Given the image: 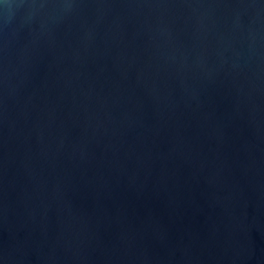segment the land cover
I'll list each match as a JSON object with an SVG mask.
<instances>
[{
	"label": "water",
	"instance_id": "obj_1",
	"mask_svg": "<svg viewBox=\"0 0 264 264\" xmlns=\"http://www.w3.org/2000/svg\"><path fill=\"white\" fill-rule=\"evenodd\" d=\"M0 264H264V0H0Z\"/></svg>",
	"mask_w": 264,
	"mask_h": 264
}]
</instances>
